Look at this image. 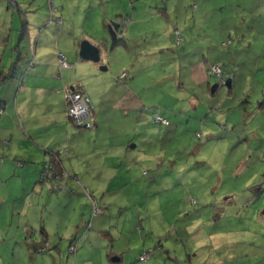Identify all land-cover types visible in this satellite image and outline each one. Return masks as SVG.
<instances>
[{"label":"rangeland","instance_id":"1","mask_svg":"<svg viewBox=\"0 0 264 264\" xmlns=\"http://www.w3.org/2000/svg\"><path fill=\"white\" fill-rule=\"evenodd\" d=\"M200 1L195 0L199 5ZM226 1L225 10L233 0ZM174 3L17 0L21 12H15L0 0V62L9 66L12 53L15 62L18 55L22 57L26 68L20 77L25 85L17 93V108L10 113L9 106L0 116V264H264V41L250 43L249 55L252 52L254 60L244 69L249 70L248 81L238 95L240 101L225 107V88L217 95L211 93L215 77L206 79L209 93L193 83V64L201 62V54L183 60L175 53L174 26L187 40V23L195 20L194 1ZM210 6L216 7V0ZM57 10L62 16L57 23L73 29L62 30L77 39L83 37L82 41L103 34L104 13L133 19V23L128 20L130 27L121 22L123 33L118 37L124 38L125 46L112 49L110 34L104 32L107 43L101 48L100 65L83 61L79 55H73L76 61L72 62L63 55L65 63H76L71 86H82L90 97L95 118L102 123L99 134L111 131L112 140L123 151L135 146L129 150L133 156L123 155L120 160L109 143L91 142L93 148L88 145L80 157L72 158L81 170L75 172V192L66 195L63 191L51 194L47 183H38L39 172L50 159L39 137L53 130H38L46 123L48 111L34 89L37 83L48 81L26 78L36 37L40 38L35 46L37 68L43 69L41 60L48 67L54 64V36L62 27L55 24ZM21 19L28 28L20 40ZM9 35L10 46H6ZM236 47L224 49L223 55L233 58ZM207 57L213 63L212 53ZM230 65L239 68L235 62ZM99 66L108 69L101 72ZM14 79L17 82L19 75ZM12 80H5L4 86L13 87ZM49 85L54 86L50 96L63 97L56 94L63 86ZM130 95L145 109L158 111L168 125L153 123L152 113L131 108ZM56 108L55 123H60L53 129L60 136L66 116L59 117L58 104ZM87 116L91 120V112ZM112 154L116 155L110 158L112 164L101 169L102 161ZM29 156L34 160L29 161ZM131 160L136 163L127 165ZM75 164H65V169L70 172ZM62 180L56 175L46 182L53 181L58 187ZM93 208L103 212L94 215ZM44 226L49 242L41 234ZM74 235L77 253L68 255V240ZM28 244L34 247L30 251ZM39 249L44 251L39 253ZM148 250H153L149 260L139 262ZM119 258L121 262H113Z\"/></svg>","mask_w":264,"mask_h":264},{"label":"crops","instance_id":"2","mask_svg":"<svg viewBox=\"0 0 264 264\" xmlns=\"http://www.w3.org/2000/svg\"><path fill=\"white\" fill-rule=\"evenodd\" d=\"M204 1L205 0H201L200 5L197 4L198 9L192 18L195 21L192 23L190 20L187 23V29L189 30L190 33H188L187 30L184 31L185 33H188V39H190V42H188V39L186 40L185 36H182L184 38V42H183L184 45H182L183 43L180 44L177 50L175 51V53L178 54L181 58H183V60H190L191 56L201 54V62H198V64H193V70H192L191 76H192L193 83H195L197 88L202 89V91L206 90L208 92L207 84L209 83L207 82L206 79L209 76L208 68L210 65L220 66L224 74L232 75L233 80L230 82V88H227L226 85L218 86V88H216V90L214 91V95H217L218 93L222 91L221 90L222 88H225L224 95H226V98L228 99L227 100L228 103L225 104V107H231L234 100H237V99L239 100L238 95L241 92H243L242 89L246 86V83L248 81L249 70H244V69H246L249 66V63L251 65L252 63L251 60H254V55L252 54V52L249 55V51L252 46V44L250 43L255 44V42L258 40L264 41V0H233L232 5L228 7L227 10H224V11L221 8L224 5L228 4L226 0H216L217 4H220V5H218V7L216 6L213 8H211L210 6L211 0H208V2L203 4ZM98 2L101 3L102 0H98ZM256 7L257 9H255ZM90 9L92 10L94 8L90 6ZM59 12L60 11L57 10L56 15L57 16L59 15V17L62 18ZM210 13L213 14L212 18L214 19L211 18L207 22L206 21L207 16ZM225 17L228 19L226 22H224ZM126 20H129L130 22L133 23V19L131 17H126V18L123 17V19H121L119 16V18L116 19V17L114 18L113 15H107L106 13H104L102 15V20H101V29L103 31V34L105 31H107V26L110 21H115L118 23L122 22L124 24ZM130 25L132 24L130 23L127 24V27L128 26L130 27ZM64 27L65 29L68 30V32L73 30L69 26H66L65 23L63 22L61 29H58L55 32V35H56L55 38L57 37V43L53 42L54 47H55L54 50H56L55 52L52 53V55L55 57L54 64L48 67V65H46L47 63H44L43 60H41L39 63V66H41L43 69L37 68L38 64L36 63L37 62V51H36V53L33 54V57H32V61H33L32 67L28 71L29 73L27 72L28 74L26 78L33 76L31 79H34L35 82L37 79H43V80L48 81L47 83H37L34 89V94L38 97V99L42 102V104L45 103V110L48 111L45 115L46 117L44 116L46 123H43V125L39 127L38 130L42 128L45 129L48 127H50V130L48 132H51V130H53V132H51L49 135L47 133H41V136L39 137V140H42V142L44 143V146L42 147L43 152L47 154V151L54 152L62 148H69V155H71L72 157L74 156L78 158L81 156V153L85 152L84 151L86 150L85 148L88 149L87 143L90 142L91 144L92 139L89 138L91 136L86 135L84 132L80 133V129L74 127V125L71 124V122L66 123V118H65V122L63 126V132L60 136H58L54 132V129H53V127H56L60 123L58 121L57 123H55L54 114H56L55 113V110L57 109L56 104H58L59 106V111H60L58 114L59 117L65 116V104H64L63 97L50 96L54 93V90H53L54 86L49 85V84L59 83L61 86H63V89L62 91L61 90L56 91V94H59V95L64 94V91L66 89H71L73 87L71 86L73 82V70H74V73L76 70V63L75 65L74 63H66L67 66L64 68H61L63 66L59 65L58 63L59 57L57 56L58 57V60H57L56 53L59 52L62 55H67L68 57L67 59L70 58L69 60L72 62L76 61V60H73L71 57L75 55L76 56L75 58H78L77 54L79 50V45L83 38L81 37L80 39H77V37L69 35V33L67 34L66 31L62 30ZM174 30H175V26H174V29L172 30V33ZM209 30L211 31L209 32ZM125 31H127V29H125ZM103 34L100 36H96L94 38H90V40L88 41L94 45H99L101 41H103L102 39L105 38ZM198 36H201V38H198ZM227 40H230L231 42L229 49H232L233 45L237 44L233 58H230V55H228V57H225L223 55L224 49L220 47V44ZM208 53H212L213 63H211L210 61L211 59L207 57ZM214 55L218 56V58L217 57L214 58ZM248 56H250V58H248ZM231 62H235V66L239 68H232L230 65ZM185 64L186 63H184V66ZM22 67L24 68V65H22ZM194 76H195V81H194ZM31 79H27V80L29 81ZM14 80L10 82V84H15L13 87L10 85L5 86V87H10L12 88L11 90H15V91H11L9 88L7 93L5 94L1 93L0 95V99H1L0 107L3 110L1 115H3L4 111H6L9 106H10L9 107L10 113L12 112L13 109L17 108L18 99L16 96H17V93L22 89V87L25 84H22L23 80L19 79L20 80L19 84H18L19 80L15 83H14ZM216 83H217V80H216ZM179 86H184V84H180ZM75 87L80 88L82 86L76 84ZM228 90H230V93H228ZM83 92L86 94L85 91ZM52 98L55 99V102H52ZM129 98H131V102L129 104L131 108L138 110L143 107V103L140 100H137L134 96L130 95ZM22 99L24 98H21V100ZM22 101H25V100H22ZM241 103H242V100L239 103V105ZM42 104H40V106ZM239 105L237 106L238 108H239ZM261 106L262 105H259V108H261ZM194 108H196V106ZM220 109H221V106H220ZM38 133L36 135H38ZM0 136L2 138L3 136L2 131L0 133ZM134 148L135 146L128 149V151H126V149L125 151H123L124 149H122L121 147L120 149H113V150H114V154L115 153L118 154V158L122 160L123 155L133 156V153H131V151L129 150H133ZM79 150H83V151H79ZM114 154H112L111 157L107 156V158L102 161V165L100 166L101 169L105 170V167H107L109 164H112L111 162L112 157L113 156L116 157V155ZM28 159L29 161L34 160L33 157L31 156H29ZM119 159H116V161H118ZM67 162H64V163L70 164L72 162L73 164H75V160L73 159ZM65 164H63V167L65 166ZM78 170H81V167L75 164L74 167H71L70 172L69 171L68 172L71 173L72 175V173L78 172ZM45 183H47L50 186L51 194H52V191H55L54 187H57L55 185V182L50 181L49 183L48 182H45ZM62 183L65 184V186H67L68 188V191H65L63 195L73 192V188H74L73 184L75 185V182L73 181L67 182L64 179L62 180ZM55 197L57 196L55 195ZM42 229L43 230H41V234L43 235L45 241L49 242V235L47 234V231H45V226ZM77 230L79 229L77 228ZM74 240H75V235L69 238L68 246L69 248L70 246L75 247V250L77 253L78 244L77 242L75 243ZM72 243L73 245H71ZM30 245L29 244L27 245L26 247L27 251H30L32 248H34L32 245L31 246ZM53 248H57V247L54 246ZM68 255H71L70 251H68ZM75 255L72 254L74 259L76 257ZM2 263L3 262H1V264ZM53 264H56V263L54 262Z\"/></svg>","mask_w":264,"mask_h":264},{"label":"trees","instance_id":"3","mask_svg":"<svg viewBox=\"0 0 264 264\" xmlns=\"http://www.w3.org/2000/svg\"><path fill=\"white\" fill-rule=\"evenodd\" d=\"M6 2H7V4H8V7H7V9L8 10H11V11H19V6H18V4H17V0H5ZM175 1V3H179L180 1H182V0H174ZM192 1H194V6H193V8H192V11H194L193 12V14L192 15H194L195 13H196V11H197V3L195 2V0H192ZM174 3V4H175ZM218 5H220V4H217V7H218ZM50 7V6H49ZM226 7H227V5H224L221 9H223V11L226 9ZM51 10L52 9H50V13H51V15H52V13L53 12H51ZM161 11H164L165 12V9L163 8V9H160ZM180 11V10H179ZM19 12H21V11H19ZM181 12V11H180ZM36 13H38V12H36ZM116 16V15H115ZM60 17H59V15L58 16H56V18H55V24L56 25H60L61 23H57V20L59 19ZM117 18H119V16L117 17L116 16V19ZM121 19H123L122 17H120ZM61 22H62V20H60ZM21 24H22V26H21V35L19 36V38H20V40L21 39H24V34L25 33H23V32H25L26 31V27L28 26L27 25V22H26V20L25 19H21ZM62 25V24H61ZM28 28V27H27ZM11 31H13L12 29H10L9 30V33L11 32ZM44 32V31H43ZM43 32H42V34H43ZM11 35H9L8 36V38H7V40H6V42H5V44H6V46H10V42H11V37H10ZM29 37H31V36H29ZM173 37L176 39V45L177 46H179L180 44H182L183 42H184V38L182 37V34L179 32V30H177V27L175 26V30L173 31ZM31 38H33V37H31ZM54 38H55V36H54ZM30 39V38H29ZM39 37H36V39H35V42H34V45H33V47H32V49H33V54H35L36 53V51H37V49H36V47H37V44H38V42H39ZM106 39V37L104 38V39H102L103 41ZM15 41V40H14ZM31 42H32V39H31ZM230 44H231V42H230V40H227V41H225V42H223V43H221L220 44V47H222L223 49H228L229 48V46H230ZM17 45V42L15 43V47H19L20 46V43L18 44V46H16ZM29 45H31V43H30V40H29ZM105 45V44H104ZM126 45V42H125V40H124V38H122V37H117L116 38V40L112 43V49L113 48H116V47H118V46H125ZM36 46V47H35ZM58 54H59V59H60V57L62 56L63 57V55L61 54V53H59L58 52ZM78 55V54H77ZM10 58H9V60H10V63L11 64H9V66H3L2 65V62H0V91H5L4 92V94L5 93H7L8 92V90H6V87L4 86V81L5 80H8L9 78L11 79H13L14 80V78L16 77V76H18L19 75V79H20V77H21V79L24 77V73H25V69L22 67V65H24V62H23V59H22V57L20 56V55H18L17 56V62H15L14 61V54L12 55V53L10 54V56H9ZM1 61V60H0ZM14 61V62H13ZM63 61H64V59H63ZM33 61L31 60V62L30 63H32ZM17 63V64H16ZM33 64V63H32ZM31 64V65H32ZM32 67V66H31ZM211 67H217V68H219V70H220V76H221V79L220 78H218V76H216V75H213V74H211V72H210V69H211ZM17 73H18V75H17ZM208 75H211V76H213V77H215L216 78V80H217V84H219V86H225L226 84H221L222 83V79H228L227 81H232L233 80V76L232 75H230V74H224L223 73V70H222V68L220 67V66H216V65H210L209 66V68H208ZM8 86V85H7ZM82 87H80V88H78V87H72L71 89H66L65 91H64V95H63V98H64V104H65V118H66V123H70L71 122V124H73L74 125V127H76V128H79L80 129V133L81 132H84L86 135H88V136H91V137H89L90 139H92V142L93 141H96V140H99L100 139V142H107V143H109L108 144V146H109V149H120V147H121V145L119 144V142H116L117 140L115 139H113L112 140V137L110 136V132L111 131H109L106 135H102V134H99V130H100V128L99 127H101L102 126V123L101 122H99V119L97 118H95V115H94V108H93V106H92V103H91V100H90V97L87 95V93L85 94L83 91H84V89H83V91H82V89H81ZM207 89H208V93H209V90H210V84H207ZM228 93H230V90H228ZM72 94H79L80 96H83V97H86V98H88V100H89V108H90V112H91V116H92V118H91V120L88 122V124L90 125L89 127H84V124L85 123H82V124H76L75 122H73V120H72V118L71 117H69V115H68V112H69V108H70V106H71V102H70V100H69V96L70 95H72ZM213 95V94H212ZM140 110H143V111H147V112H149V113H152V122L153 123H161V122H156L155 121V117L156 116H158L159 118H160V116H159V112L158 111H155V110H153V109H145V107L143 106ZM2 114V110H0V115ZM162 121H164V122H166V124H163V125H165V126H167L168 125V122L167 121H165L164 119H162V118H160ZM72 125V126H73ZM113 142V146H111L110 145V143H112ZM88 145H91V147L93 148V144H90V142H88L87 143V146ZM95 147L96 146H98V145H94ZM109 149H106V150H104V152H108V150ZM112 149V150H113ZM126 149V148H125ZM95 150V149H94ZM126 151H128V150H126ZM49 153V161H47V162H44V164L45 165H43L42 166V168H41V170H40V172H39V184L40 183H45L46 182V180H47V175H46V171H47V169H48V167H50V168H52L53 169V174L54 175H60V176H62V179L64 180H69V181H73V182H78V178H77V174H75V173H72V175H71V173H69V172H67L68 170H66L64 167H63V164H64V162L65 161H69V160H71L72 158H74V156L72 157L71 155H69V148H62V149H59V150H56V151H54V152H49V151H47V154ZM116 154V153H115ZM111 157V156H110ZM63 158V159H62ZM125 158H127V156H125ZM68 163V162H67ZM136 163V161H133V160H131V161H129L128 163H127V165H129V164H135ZM133 168V167H132ZM52 177L53 176H49V178L50 179H52ZM61 188H59V187H54V190L55 191H63V192H65V191H68V188H67V186H65V184H63L62 182L60 183V185H59ZM70 190V189H69ZM74 192V191H73ZM103 212V211H102ZM89 228H87V230H88ZM70 247H72V246H70ZM158 248L160 249V250H162V248H164L163 247V245H161V242H159L158 243ZM44 251V249H39V252L40 253H42ZM152 252H153V250H148L147 252H145L143 255H140L139 256V262H141V263H145L146 261H148L149 260V258H150V255L152 254ZM148 255V258H147V260L146 261H141L140 260V257H142V256H144V255ZM188 258L189 257H191V256H187ZM110 259V258H109ZM119 262H121L120 261V258H119V261H118V263Z\"/></svg>","mask_w":264,"mask_h":264},{"label":"built area","instance_id":"4","mask_svg":"<svg viewBox=\"0 0 264 264\" xmlns=\"http://www.w3.org/2000/svg\"><path fill=\"white\" fill-rule=\"evenodd\" d=\"M127 23H128L127 21L124 22L125 25H127ZM60 64L62 66L66 65V63L63 61V57L62 56L60 57ZM210 72H211V74L216 75V76H218V78L221 79V76H220L221 74H220L219 68L211 67ZM227 80L228 79H222V83L221 84H225L227 82ZM69 100L71 102V106H70L69 112H68L69 117H71L72 119H74L76 121L80 120L82 123H85L84 127H86V128L89 127L90 125L88 124V122L90 121V118H89L90 115L87 116V114L90 112V108H89V100H88V98L80 96L79 94H72V95L69 96ZM155 121L156 122H161L163 124H166V122L162 121L158 116L155 117ZM46 175H47L48 178L51 175L50 174V167H48V169L46 171ZM51 176L56 177V175H51ZM58 187L61 188L60 186H58ZM93 205H94V203L92 204V207H93ZM94 210L95 209L93 208V214L94 215L102 212L101 209H100L101 211L96 210V212ZM74 248L75 247H73V246L70 247L69 251L71 253H73L75 251ZM147 258H148V255L146 254V255L140 257V260L141 261H146Z\"/></svg>","mask_w":264,"mask_h":264},{"label":"water","instance_id":"5","mask_svg":"<svg viewBox=\"0 0 264 264\" xmlns=\"http://www.w3.org/2000/svg\"><path fill=\"white\" fill-rule=\"evenodd\" d=\"M107 30L110 34V38H111V45L112 43L116 40V38L121 35L123 32L121 30V23L115 22V21H110L108 26H107ZM106 39L104 41H101V43L99 45H94L92 43H90L87 40H83L81 41L80 45H79V50H78V55L79 58L83 61H88L91 62L94 65H100L101 61V53H102V47L106 46ZM105 44V45H104ZM99 70L101 72H105L107 70L106 67L104 66H99ZM219 84H214L211 87V93L214 94V91L216 90V88H218ZM226 87L230 88V81L226 82ZM118 261L117 259H114L113 262Z\"/></svg>","mask_w":264,"mask_h":264},{"label":"clouds","instance_id":"6","mask_svg":"<svg viewBox=\"0 0 264 264\" xmlns=\"http://www.w3.org/2000/svg\"><path fill=\"white\" fill-rule=\"evenodd\" d=\"M128 22V20H126ZM60 60V59H59ZM61 65V64H60Z\"/></svg>","mask_w":264,"mask_h":264}]
</instances>
